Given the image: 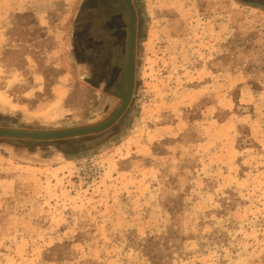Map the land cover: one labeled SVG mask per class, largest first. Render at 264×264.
Returning a JSON list of instances; mask_svg holds the SVG:
<instances>
[{
    "label": "rangeland",
    "instance_id": "obj_1",
    "mask_svg": "<svg viewBox=\"0 0 264 264\" xmlns=\"http://www.w3.org/2000/svg\"><path fill=\"white\" fill-rule=\"evenodd\" d=\"M86 2L0 0V130L116 111ZM130 2L121 114L0 133V264H264V0Z\"/></svg>",
    "mask_w": 264,
    "mask_h": 264
},
{
    "label": "flooded vegetation",
    "instance_id": "obj_2",
    "mask_svg": "<svg viewBox=\"0 0 264 264\" xmlns=\"http://www.w3.org/2000/svg\"><path fill=\"white\" fill-rule=\"evenodd\" d=\"M130 6L131 10L126 0H87L82 26L74 33V57L84 66L83 77L114 98H120L125 86L127 93L130 63L133 82L137 25L131 2ZM125 95L111 117L121 107Z\"/></svg>",
    "mask_w": 264,
    "mask_h": 264
},
{
    "label": "water",
    "instance_id": "obj_3",
    "mask_svg": "<svg viewBox=\"0 0 264 264\" xmlns=\"http://www.w3.org/2000/svg\"><path fill=\"white\" fill-rule=\"evenodd\" d=\"M126 1H127L128 5L130 7V10H131V6H130L129 0H126ZM130 57H131V49H130ZM131 88H132V71H131V63H130V67H129V85H128L127 93L125 95V98H124V101H123L121 107L119 108V110L116 112V114L111 119H113L116 115H118L119 112H120V110L123 108L124 104L126 103V101L128 100V98L130 96ZM106 123H108V122H106ZM106 123H104V124H106ZM104 124L99 125V126H95V127L79 128V129H73V130L59 132V133H47V134H44V133H30V132H13V131H6V130H0V133H9V134H32V135H37V136L64 135V134H68V133L82 132V131H85V130L95 129V128H98V127L103 126Z\"/></svg>",
    "mask_w": 264,
    "mask_h": 264
}]
</instances>
